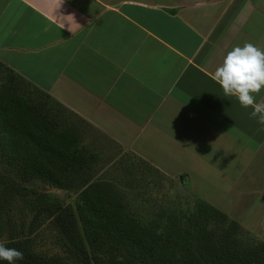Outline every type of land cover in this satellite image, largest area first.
Listing matches in <instances>:
<instances>
[{
	"label": "crops",
	"instance_id": "obj_1",
	"mask_svg": "<svg viewBox=\"0 0 264 264\" xmlns=\"http://www.w3.org/2000/svg\"><path fill=\"white\" fill-rule=\"evenodd\" d=\"M246 42L264 49V0H0V62L189 192L175 163L207 168L222 210L251 196L234 210L264 238V125L211 79Z\"/></svg>",
	"mask_w": 264,
	"mask_h": 264
},
{
	"label": "rangeland",
	"instance_id": "obj_2",
	"mask_svg": "<svg viewBox=\"0 0 264 264\" xmlns=\"http://www.w3.org/2000/svg\"><path fill=\"white\" fill-rule=\"evenodd\" d=\"M14 74L5 64L0 63V92L9 89V93L12 95L9 103L13 105L16 104L17 99L22 100L30 106H37L41 113H50L52 119L57 117L62 122L69 121L75 128L80 127L82 121L75 114H67L69 111L67 106L57 104L52 97H48L39 89H34L24 78L15 79ZM59 110L61 113L57 115ZM82 134L80 140L75 143L76 145L70 141L67 150H79L75 147H80L82 156L91 158L90 163L93 168H96L94 173L96 177L93 178L96 179L95 181L98 180L97 186L109 184L107 193L116 201V207L110 206L109 208L116 209L118 207L117 213H121L120 220L123 224L144 226L150 230L151 234L158 235H166L172 226L175 228V232H182L183 241L187 243L192 235L200 232L199 230L204 224L211 233V237L217 238L215 236H218L219 231L228 226L227 219H233L242 227L235 235L238 246L247 247L264 242L262 235L258 236L242 225L238 216L242 211L234 210L238 205L244 207V203L252 199L251 196L249 198L248 195L247 199L241 200V203L233 202L229 197L230 199H226L224 206L227 207V210H222L215 202H209L204 198L205 192L210 196L209 199L216 198L217 203L221 201L218 198L222 196L227 198L220 193L226 188L219 187L221 189L219 191L207 190L208 184L214 182L211 181L212 175L207 168L196 166L195 162L175 163L177 166L186 168L190 163H193L191 164L193 170L189 169L191 167L188 168L193 186L189 192L186 188L187 184L184 183L187 179L185 178L188 175L187 172L175 175L174 171L183 168L178 167L174 170L173 164L167 158L168 163L164 162L161 165L170 173L163 172L130 148L117 147L112 141H106V137L99 130L85 129ZM83 147L88 149L83 150ZM71 154H67V160H70ZM79 159L81 160V156ZM68 167L65 160L61 172L52 171L53 181H47L37 174H33L23 160L4 151L0 146V243L4 244L10 237L25 236L31 233L33 234L32 246L35 256L42 262L47 260L55 261V264H92L80 260L51 223L44 218L45 209L43 208L47 205L59 209L68 206L73 211L78 204L81 206L78 193L82 186L79 181L72 180ZM56 180H63V183ZM197 199L205 200L208 204L222 210L227 219L215 215L217 223L211 221L201 223L198 219L201 205L195 203ZM250 213L251 211L248 215ZM77 228L87 251L93 252V254L99 253L100 250L95 245H90L91 243L85 237L82 224L78 219ZM257 228L260 229L259 232L264 231V225H259ZM171 237L176 238L174 233L171 234ZM130 245L132 247L129 246L121 252L114 253H126V256L118 255L117 258L126 260V257L134 259L141 255L138 252L139 248L133 244ZM187 250L191 251L190 248ZM134 260L139 261V259Z\"/></svg>",
	"mask_w": 264,
	"mask_h": 264
},
{
	"label": "trees",
	"instance_id": "obj_3",
	"mask_svg": "<svg viewBox=\"0 0 264 264\" xmlns=\"http://www.w3.org/2000/svg\"><path fill=\"white\" fill-rule=\"evenodd\" d=\"M8 68L10 72L15 73V79L24 78L12 68ZM24 79L34 89H39L48 97H52ZM11 96L9 89L0 92V146L3 150L23 160L33 174L47 181H53L52 171L61 172L63 162L66 160L72 180L79 181L82 186L78 193L81 206L78 204L74 211L68 206L64 209L50 205L43 208L44 218L51 223L80 260L92 264H264V242L247 247L238 246L235 235L242 228L240 224L236 220L227 219L222 210L205 200H195L196 204L201 205L198 218L201 223L209 221L217 223L215 215L228 220V226L219 231L218 236H215L217 238L211 237L206 224L202 225L200 232L192 235L187 243L183 241L182 232H175L172 226L168 231L169 234L167 232L166 235H158L151 234L144 226L123 224L120 220L121 213H117L118 207L109 208L116 207L115 199L107 193L109 184L97 186L98 180L95 181L96 179L93 178L96 177L94 175L96 168L91 165V158L83 157L80 147H75L79 150H67L70 141L77 143L85 129L95 131L96 128L53 97L57 104L68 108L67 114H75L82 121L80 127L75 128L69 121L66 120L64 123L57 117L52 119L50 113H41L37 106H30L22 100L17 99L16 104L12 105L9 103ZM60 113L61 110L57 115ZM101 133L106 137V141H112L115 146L122 147L119 142ZM86 149L88 148L83 147V150ZM77 152L79 153L76 154ZM68 153H72L70 160L66 159ZM56 181L63 183V180ZM210 217L213 219H209ZM77 219L82 224L90 245H95L100 250L99 253H89L85 248L78 233ZM172 232L177 239L171 237ZM32 238L33 234L28 233L25 236L10 237L4 242L5 247L23 252L24 259L16 261V264H55V261L42 262L35 256ZM130 244L139 248L138 252L141 255L134 257L139 259L138 262L128 257L126 260L117 258L118 255L126 256V253L114 254L129 246L132 247ZM188 248L194 249L188 251ZM0 264H8V262L0 260Z\"/></svg>",
	"mask_w": 264,
	"mask_h": 264
},
{
	"label": "clouds",
	"instance_id": "obj_4",
	"mask_svg": "<svg viewBox=\"0 0 264 264\" xmlns=\"http://www.w3.org/2000/svg\"><path fill=\"white\" fill-rule=\"evenodd\" d=\"M211 79L220 85L225 97H235L242 108L251 107L250 117L264 125V103L255 100V96L264 89V49L250 42L233 47L212 73ZM23 259L22 251L0 243V260L16 264Z\"/></svg>",
	"mask_w": 264,
	"mask_h": 264
}]
</instances>
